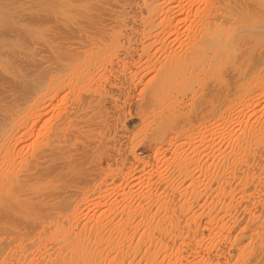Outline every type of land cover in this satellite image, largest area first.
I'll list each match as a JSON object with an SVG mask.
<instances>
[{"label":"bare ground","instance_id":"obj_1","mask_svg":"<svg viewBox=\"0 0 264 264\" xmlns=\"http://www.w3.org/2000/svg\"><path fill=\"white\" fill-rule=\"evenodd\" d=\"M42 1L0 22V264H264V0Z\"/></svg>","mask_w":264,"mask_h":264},{"label":"rangeland","instance_id":"obj_2","mask_svg":"<svg viewBox=\"0 0 264 264\" xmlns=\"http://www.w3.org/2000/svg\"><path fill=\"white\" fill-rule=\"evenodd\" d=\"M44 3H45V1H42V0H0V13H1V11H3L5 13V15H4V13L2 16L0 15V18L1 17L4 18L3 20H4L5 25L10 27V28H12L14 25L18 27V25H20V24H21L20 26L21 27L23 26V28L25 27V29L28 25L33 26V27L43 26V24H41V23H39L40 25L38 24V22H39L38 19H39V17H41V15L45 14V12L47 10H49V8L52 7V5H50V3L49 4L48 3L44 4ZM51 9H53V8H51ZM2 18L0 19V22L3 21ZM18 18H20V19H18ZM13 19H15V20H13ZM22 21H23V23H22ZM35 22H37V25L35 24ZM4 23L2 22V25H4ZM11 25H12V27H11ZM17 27H15V29H17V30H19V28L21 29V27H18V28ZM48 27H49V25H48ZM37 41L38 42H36L34 40V42H33V43L37 44L36 46H35V44L34 45L32 44V46H31L30 45L31 43H29V44L27 43V44L31 48H33L35 46L34 47L35 49L33 48V50L35 51L36 47L38 50V49H40V47H38V46H41V45H38L39 40H37ZM4 58L6 59V57H4Z\"/></svg>","mask_w":264,"mask_h":264}]
</instances>
